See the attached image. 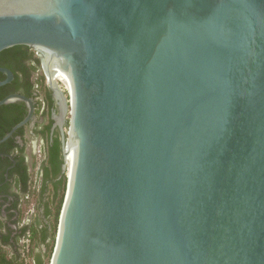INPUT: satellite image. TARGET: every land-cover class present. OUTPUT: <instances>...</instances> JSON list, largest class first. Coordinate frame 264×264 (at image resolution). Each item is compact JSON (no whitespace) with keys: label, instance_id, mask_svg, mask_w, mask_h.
Listing matches in <instances>:
<instances>
[{"label":"water","instance_id":"1","mask_svg":"<svg viewBox=\"0 0 264 264\" xmlns=\"http://www.w3.org/2000/svg\"><path fill=\"white\" fill-rule=\"evenodd\" d=\"M16 45L72 149L49 264H264V0H0Z\"/></svg>","mask_w":264,"mask_h":264},{"label":"flooded vegetation","instance_id":"2","mask_svg":"<svg viewBox=\"0 0 264 264\" xmlns=\"http://www.w3.org/2000/svg\"><path fill=\"white\" fill-rule=\"evenodd\" d=\"M30 51L33 52V50L31 49ZM33 57L34 59H38L34 52ZM31 64L35 66V60L31 61ZM10 65L17 64H11L8 61H0V67L10 70L13 75L12 79L8 83L0 86L3 87L2 89H0V92H3L2 98L14 93L32 98L34 102L35 115L34 120H28L23 124V126H21L23 127L22 135L17 132L20 127L12 132L11 136L13 137V142L17 145L16 147L10 146L11 141H9V138L11 136L0 142V224L4 227L3 230L0 231V238L2 237V235L9 233V236L13 241L17 235L21 234V229L23 228V226L30 224L28 220L24 221L23 224H20L22 205L24 203V200L26 199V195H24V191L22 190L21 181L26 176V166L27 173L30 174V168L33 163L32 157L34 154L32 147L33 141H39L43 150V155L41 157L39 167L37 168L41 179V186H43V168L50 167L47 163L48 147L52 145L54 137H58L60 141V132L59 122L54 117L58 114V107L56 105V102L54 101L50 90L47 88L42 91L39 84L38 77L40 74L37 73L38 70L41 71V75H43L40 64L37 67L36 71H32L30 73L28 80H26V78H23L22 72H17V74H14ZM0 75V81L6 77L2 72H0ZM27 81L31 84L30 88H28L27 86ZM2 112L3 116H0V125H10V122L20 115V111L17 108H8L7 110H4ZM26 115L27 107L25 105V113L23 117L16 123H14L13 126L22 121L26 117ZM47 125H49V129H46ZM18 137L22 139V143H19ZM27 139H29L31 143L30 153L26 152L25 144L27 142ZM21 158H23V160H21ZM60 177L61 176L59 174L56 178L53 179V181L58 180ZM45 183L46 186L49 184L48 182Z\"/></svg>","mask_w":264,"mask_h":264},{"label":"trees","instance_id":"3","mask_svg":"<svg viewBox=\"0 0 264 264\" xmlns=\"http://www.w3.org/2000/svg\"><path fill=\"white\" fill-rule=\"evenodd\" d=\"M33 60L36 62L35 66L31 64V61ZM0 61H8L11 64H17L10 65L12 71L14 74H17V72H22L23 78H26V80L29 79L30 73L32 71H36L40 64L38 59H34L33 52L24 45H16L2 50L0 52ZM38 78V80L41 82L44 76L39 75ZM27 83L28 88H30L31 84L28 81ZM2 88L3 87H0V89ZM2 95L3 92H0V99L2 98ZM8 108H17L20 111V115L11 121L10 125H0V138L7 131H9L13 124L19 121L25 113V104L23 102H14L1 105L0 116H3L2 111L7 110ZM46 129H49V125L46 126ZM17 132L22 135L23 127H20ZM9 141H11V147L17 146L13 142L12 136L9 138ZM21 160H23V158H21ZM61 162L60 141L58 137H54L52 145L48 147L47 163L50 167L43 168V186L41 190L42 192L46 190L45 182H48L52 186L51 196L44 203V215L45 218H49V225L47 223H43L42 226H40V221L36 219L35 222L23 226L21 229V234L17 235L13 241L10 238L9 233L2 235L0 238V264H47L46 259L51 257L53 248L52 243L55 239L58 217L64 197L65 181L63 176H61L58 180L53 181V179L60 174ZM21 184L24 195H28L30 190V174L27 173V166L26 176L21 181ZM39 195L42 196L41 193H39ZM19 237H24L27 240L26 256L30 257L29 260H27L24 257L25 254L20 251V246L16 241V239ZM41 245H44L45 251H42V249L36 251V249ZM4 247H9L10 253H8Z\"/></svg>","mask_w":264,"mask_h":264},{"label":"rangeland","instance_id":"4","mask_svg":"<svg viewBox=\"0 0 264 264\" xmlns=\"http://www.w3.org/2000/svg\"><path fill=\"white\" fill-rule=\"evenodd\" d=\"M38 74L41 75V71L38 70L37 72ZM40 87L41 90L44 91L45 89H47L46 84H45V80L43 78V80L40 82ZM33 164H32V172H31V179H30V190L28 192V197H27V201H26V205H25V209H24V214H23V218H22V224L24 221H27L32 223L35 222L36 219H38L40 222L39 224L42 226L43 223H47L49 225V218L47 219V217L45 218L44 215V203L46 202V200L51 196V192H52V186L49 184L46 186V190L45 191H41L42 190V186H41V179H40V175L38 173L37 168L39 167L40 164V160L41 157L43 155V150L41 148V144L39 141L34 140V149H33ZM63 179L65 181V185H64V193H65V188H66V182H67V178H66V173L62 175ZM41 186V187H40ZM61 189V187H60ZM39 193H41L42 196L39 195ZM27 240L24 237H21V252H23L25 254V258L27 260L30 259V257L26 256V250H27ZM53 246H54V241H53ZM5 250L10 253V248L9 247H4ZM42 249V251L44 250V245L39 246V248L36 249L39 250ZM53 250V248H52ZM50 258L46 259L47 264L49 263Z\"/></svg>","mask_w":264,"mask_h":264},{"label":"bare ground","instance_id":"5","mask_svg":"<svg viewBox=\"0 0 264 264\" xmlns=\"http://www.w3.org/2000/svg\"><path fill=\"white\" fill-rule=\"evenodd\" d=\"M54 77L59 82H61V81L64 82L59 76H54ZM65 85H66L65 91H66V93H68L70 91V88L66 83H65ZM71 155H72V149L69 151V153L67 154V157H66V175H70V173H71Z\"/></svg>","mask_w":264,"mask_h":264},{"label":"built area","instance_id":"6","mask_svg":"<svg viewBox=\"0 0 264 264\" xmlns=\"http://www.w3.org/2000/svg\"><path fill=\"white\" fill-rule=\"evenodd\" d=\"M35 55H37V54H35ZM57 82L59 83V85H60V87L62 88V90L65 92V94L67 95V93H66V91H65V88H66V85H65V83L64 82H59L58 80H57ZM67 98H68V95H67Z\"/></svg>","mask_w":264,"mask_h":264}]
</instances>
